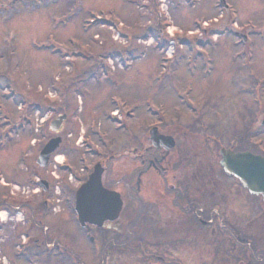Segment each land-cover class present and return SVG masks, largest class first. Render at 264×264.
I'll return each instance as SVG.
<instances>
[{"label": "rangeland", "instance_id": "374dc122", "mask_svg": "<svg viewBox=\"0 0 264 264\" xmlns=\"http://www.w3.org/2000/svg\"><path fill=\"white\" fill-rule=\"evenodd\" d=\"M67 1L18 0L11 6L8 0H0V111L10 117L5 128L12 140L0 150V264H19L13 254L15 244L23 239L26 220L14 208H31L36 215L42 212L44 199H50L58 216L50 226L51 218H34L33 226L43 235L48 224L52 241L70 243L86 264H101L96 247L92 252L94 245L71 233L68 218L62 216L63 195L55 194L65 193V183L70 189L76 186L58 164L70 161L83 168L89 156L80 155L85 150L81 139L90 136L94 153L90 156H98L104 142L124 143L122 139L127 141L136 132L139 137L141 124L180 118L188 126L202 118L207 125L216 117V135L241 137L247 132L248 112L256 110L250 93L258 84L264 90V0H227L236 22L228 15L219 17L216 0H71L72 6ZM202 22L205 26L196 25ZM232 24L242 34L247 35L242 25L252 26L257 33L247 41L251 48L247 57H238L233 39L226 34ZM221 33L225 35L219 37ZM65 91L68 102L59 103L65 105L59 114L67 112L68 119L54 133L49 126L55 115L47 107L57 92ZM129 104L138 107L134 119L127 122L133 130H115L117 118L129 112ZM38 105L43 106L41 113ZM103 111L109 116L119 111V115L110 119V125L103 120ZM16 123L21 126L18 132L12 127ZM91 123L95 132L88 129ZM100 130L108 133L106 139L94 135ZM50 137L63 143L57 156L40 169L35 160ZM67 139L70 145L64 144ZM255 139L245 140L258 146ZM180 141L203 143L195 135ZM37 177L52 183L48 195L42 196L31 182ZM4 196L9 199L2 203ZM28 236L35 241V234ZM137 254L138 261L126 257L127 264H146ZM35 264L53 262L38 259Z\"/></svg>", "mask_w": 264, "mask_h": 264}, {"label": "flooded vegetation", "instance_id": "af4514ba", "mask_svg": "<svg viewBox=\"0 0 264 264\" xmlns=\"http://www.w3.org/2000/svg\"><path fill=\"white\" fill-rule=\"evenodd\" d=\"M231 10V6L222 10L220 18L228 15L230 19ZM228 36L241 38L243 45L238 49L242 55L251 49L246 46L247 41L255 38L234 30H230ZM64 94L57 93L50 106L51 114L55 115L50 124L55 122L59 128L68 119L67 112L59 114L65 107L59 103L68 102V92ZM251 95L256 110L254 107L248 112L250 121L246 122L245 136L219 137L215 132L217 117L215 122L207 125L200 118L188 126L180 118H168L154 125L141 124L140 136L135 131L136 134L127 141L122 139L125 144L119 140L116 146L104 142L98 156H90L94 154L92 143H82L81 148L85 150L80 155L88 154L87 158L95 161L82 158L83 168L75 167L69 161L68 165L74 169L72 179L76 186L66 189L64 194L55 191V194L63 195L66 205L61 207L62 216L68 218L71 233L83 243L94 245L92 252L96 247L101 264H127L126 257L137 260V253H141L140 261L146 264H264V194L250 192L222 166L221 152L264 157L262 86L258 84ZM137 110V106L129 104V112L118 118L115 130L124 133L133 130L127 122L134 119ZM104 114L103 111L102 116ZM93 124L88 129L95 132ZM99 133L107 138L108 133L101 130ZM99 133L94 135L102 138ZM186 135H195L203 143L180 141ZM248 137L256 138L254 143L258 146L248 143L245 140ZM85 138L89 140L90 136ZM6 139L7 133L3 135L4 142ZM68 141L64 144L70 145ZM62 143L63 140L56 152ZM55 153L53 157L57 156ZM95 171H100L102 188L115 194L112 205L120 206L111 205L103 211L84 207L88 216L83 218L84 223L80 226L74 206L75 193ZM40 180L45 182L46 191L42 190L41 194L46 196L52 183L41 177ZM2 199L4 203L9 198L4 196ZM42 204V212L36 215L31 208L29 211L21 206L14 208L26 220L24 233L27 236L22 230L23 239L15 244L13 259L19 264H35L38 259L48 258L53 264H86L82 253L74 250L70 243L55 242L47 236L48 224L43 227V235L37 225L33 226L34 218H51L50 226L52 219L55 221L58 216L50 199ZM51 211L54 214L49 216ZM98 212L105 213L102 223H96ZM55 223L62 227L60 222ZM31 232L36 237L34 242L28 236ZM32 242L34 249H31Z\"/></svg>", "mask_w": 264, "mask_h": 264}, {"label": "water", "instance_id": "95a60500", "mask_svg": "<svg viewBox=\"0 0 264 264\" xmlns=\"http://www.w3.org/2000/svg\"><path fill=\"white\" fill-rule=\"evenodd\" d=\"M52 130H55L54 127H51ZM59 144V139H54L50 141L42 150L37 164L40 166H45L47 163V160L49 158V155L57 148ZM228 160L227 161H234L228 163L225 167L226 169L237 175L239 178L247 180L249 183L254 182L257 179H260L261 181V186L257 187L256 189H263L264 190V161H260V174L258 171V161L257 159L247 155V154H241V155H236V156H227ZM239 160V161H238ZM249 161L251 164L250 166L246 165L245 163ZM255 171V172H254ZM252 175L250 176V174ZM249 177V178H248ZM253 184V183H252ZM255 185V184H254ZM256 186V185H255ZM100 171H96L93 176L90 178L88 183L83 185L80 190L77 192L76 195V210L78 213V216L80 218V221H82V217H87L88 214L85 213L84 207L91 206L95 207L97 210L103 211V209H106L107 207L111 206V203L109 199H112L111 196H107L109 199L106 197H100L98 195H106L105 193H102L100 189ZM252 189V188H251ZM258 192V190H256ZM262 193H264L262 191ZM105 213L103 212H98L96 213V219H99L98 222L96 223H102L104 221L103 216Z\"/></svg>", "mask_w": 264, "mask_h": 264}, {"label": "bare ground", "instance_id": "6f19581e", "mask_svg": "<svg viewBox=\"0 0 264 264\" xmlns=\"http://www.w3.org/2000/svg\"><path fill=\"white\" fill-rule=\"evenodd\" d=\"M63 159V158H62ZM61 158L59 159V160H62ZM61 162V161H60ZM5 215L4 214H2V217H4Z\"/></svg>", "mask_w": 264, "mask_h": 264}]
</instances>
